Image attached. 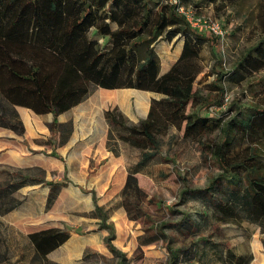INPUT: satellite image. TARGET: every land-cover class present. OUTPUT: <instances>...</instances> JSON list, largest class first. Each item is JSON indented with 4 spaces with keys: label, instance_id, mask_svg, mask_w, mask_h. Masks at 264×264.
Wrapping results in <instances>:
<instances>
[{
    "label": "trees",
    "instance_id": "obj_1",
    "mask_svg": "<svg viewBox=\"0 0 264 264\" xmlns=\"http://www.w3.org/2000/svg\"><path fill=\"white\" fill-rule=\"evenodd\" d=\"M179 5H183L180 0L178 4L171 0H0V126L22 134L23 123L14 105L55 116L83 100L94 86L134 88L159 95L151 99L146 117L138 123L128 122L116 107L105 110L104 116L109 125L108 151L117 154L121 141L139 149L122 190L127 217L142 223L138 243L164 242L168 264H177L179 258L175 237L168 231L184 229L196 235L200 223L188 218L178 226L155 221L144 207L145 193L138 188L135 175L155 157L168 160L162 155L158 136L170 125L182 127L183 138L195 142L205 157L216 162L220 172L210 178L206 190L220 216L264 218V164L260 158L264 152V109H253L246 117L225 124L219 118L188 111V107L208 102L195 83L203 71L199 42L210 39L189 27L178 12ZM180 37L178 58L160 74L155 43ZM256 50L259 54L253 65L264 60V47L259 45ZM221 75L218 72L217 79ZM213 86L223 93L219 85ZM55 124L48 125L51 131ZM0 173V215L18 206L15 193L23 186L48 184L46 209L62 186L46 181L33 169L6 168ZM0 239L5 244L1 231ZM25 239L22 248L30 250V264H43L50 252L69 239V233L49 227L31 232ZM111 239L105 238L106 247L114 260L120 257L125 264V254ZM225 250L228 264L251 261L250 253Z\"/></svg>",
    "mask_w": 264,
    "mask_h": 264
},
{
    "label": "rangeland",
    "instance_id": "obj_2",
    "mask_svg": "<svg viewBox=\"0 0 264 264\" xmlns=\"http://www.w3.org/2000/svg\"><path fill=\"white\" fill-rule=\"evenodd\" d=\"M180 2L204 18L218 21L224 31L222 36L197 31L210 39L199 42L203 71L195 83L208 102L188 107V111L219 118L225 124L246 117L253 109H264V60L253 65L259 54L256 48L264 47V0ZM181 39H160L155 43L161 69L174 59ZM218 72L222 73L220 79ZM213 83L223 88V93ZM110 93L94 86L69 113L70 121L75 122L70 123L69 137L73 142L77 139L76 143L60 144L57 131L47 127L44 138L38 137L27 145L24 158L16 157L13 168L33 169L46 181L62 186L49 209L44 204L48 184L32 188H40L37 191L24 189L17 193L18 197H23V193L29 196L30 201L16 212L14 222L21 230H9V246L0 239V264H30V250L22 248L25 232L48 227L68 232L69 239L50 252L43 264H107L100 255L111 264H121V258L114 260L105 245L109 236L111 243L125 254V264H168L164 242L139 245L142 223L129 219L123 204L122 190L139 149L121 141L116 147L118 156L110 153L105 144L107 124L102 113L105 108L116 107L128 122L138 123L146 117L151 98L158 95L146 90L119 89L111 93L116 103L103 102L102 98L108 99ZM46 119L47 116L41 119L42 125L47 126ZM55 120L54 116L51 121ZM158 137L162 155L168 160L155 157L135 175L138 188L145 193L144 207L155 221L178 226L183 218H188L198 221L201 228L196 235L184 229L168 231L179 249L177 264H228L224 259L227 248L235 254L250 253L249 264H264V218L257 221L243 215L220 216L206 190L210 178L220 172L213 158L205 157L195 142L183 138L182 127L170 125ZM260 158L264 164V152Z\"/></svg>",
    "mask_w": 264,
    "mask_h": 264
},
{
    "label": "crops",
    "instance_id": "obj_3",
    "mask_svg": "<svg viewBox=\"0 0 264 264\" xmlns=\"http://www.w3.org/2000/svg\"><path fill=\"white\" fill-rule=\"evenodd\" d=\"M100 40H102V39L100 38ZM178 43L179 44H178L177 50L175 51L174 59L171 61V63L169 64V66L167 68H164V69H161V67L159 68L160 74L166 72L169 69V67L171 66V64H173L176 61V59L178 58V56L181 52L182 40L178 41ZM98 88H100V87H98ZM100 89H103L105 92H109V93L111 92L112 93V92H115L119 89H134V88L123 87V88H114V89H104V88H100ZM90 92H91V89H90ZM90 92L86 95L85 98H87V96L90 94ZM111 93L109 94L108 99H107V97H104V99L102 98V101L105 103L107 101H110L111 103H116V99L111 95ZM158 96L152 97V98H158ZM83 100H81L76 105L70 107L69 109L55 115L56 120L53 122L51 120H52V118L54 119V115L51 112L36 113L28 107L21 106V105H14L13 107L17 111L18 117L21 120V122L23 123L24 132L22 134H17L14 130L0 126V170L6 169V168H13L11 165H13V162L15 161L17 156L19 158H24L23 156L25 153V149H27V145L29 144V146H30V144H32V142L38 137L44 138V136L47 134L46 129H47V127L49 128L48 125L50 123H56L55 127H54L55 128L54 131L55 132L57 131V133L59 135L60 144H66L69 142H71V144L76 143L77 139H75L73 142V141H71V138L69 137L70 132H71V128H72L70 123H75V122L73 120L70 121L71 119H70V117H68V115L73 109H75V107H77L79 104H81V102ZM150 102H151V100H150ZM149 106H150V103H149ZM148 109H149V107H148ZM105 110H107V108L102 110L103 116H104ZM44 116H47V119H46L47 126L45 124H43V125L41 124V119ZM50 117H51V119H50ZM104 119H105L106 124H107V130H106V140H107V133H108L109 125L107 123L105 116H104ZM72 126H74V125H72ZM49 130H50V128H49ZM105 144H106V141H105ZM38 146L40 147V145H38ZM110 153H112V152H110ZM116 155L118 156V154H116ZM2 178H3V174L0 173V180ZM38 185H40V184L26 185V186L21 187L15 193V196L19 199L18 206L12 210L7 211L6 213L0 215L1 233L3 235V239H5L6 242L9 239V236H8L9 230L12 233L16 230V228L21 230L18 227V225H16V223L14 222L15 221L14 217L16 215V212L17 213L20 212L23 209V207L25 206V204L28 201H30L29 196L25 197V194L23 193V195H24L23 197H18L17 193H21L24 189H26L30 192H32L34 190L37 191L40 188H36V189H32V188L35 186H38ZM32 194H35V192ZM46 197H47V194L44 197V204H46ZM3 228H5L6 231H4ZM41 229H45V228H38V229L26 231L25 233L27 235L31 232L38 231ZM6 246L7 247L9 246L8 242L6 243Z\"/></svg>",
    "mask_w": 264,
    "mask_h": 264
},
{
    "label": "built area",
    "instance_id": "obj_4",
    "mask_svg": "<svg viewBox=\"0 0 264 264\" xmlns=\"http://www.w3.org/2000/svg\"><path fill=\"white\" fill-rule=\"evenodd\" d=\"M171 2L178 4L179 0H171ZM177 8L178 12L184 17L190 28L199 32L212 33L217 36H222L224 34L218 21L204 18L190 6L179 5Z\"/></svg>",
    "mask_w": 264,
    "mask_h": 264
}]
</instances>
